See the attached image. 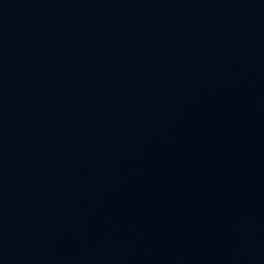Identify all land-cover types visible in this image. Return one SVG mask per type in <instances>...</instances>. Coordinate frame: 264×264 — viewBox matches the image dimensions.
Here are the masks:
<instances>
[{
	"label": "water",
	"instance_id": "water-1",
	"mask_svg": "<svg viewBox=\"0 0 264 264\" xmlns=\"http://www.w3.org/2000/svg\"><path fill=\"white\" fill-rule=\"evenodd\" d=\"M0 264H264V0H0Z\"/></svg>",
	"mask_w": 264,
	"mask_h": 264
}]
</instances>
